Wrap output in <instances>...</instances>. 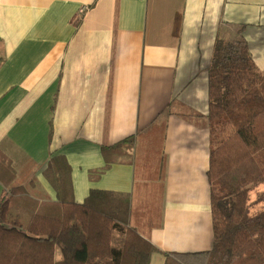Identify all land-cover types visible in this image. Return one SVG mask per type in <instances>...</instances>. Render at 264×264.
<instances>
[{"label": "crops", "instance_id": "0c3cea01", "mask_svg": "<svg viewBox=\"0 0 264 264\" xmlns=\"http://www.w3.org/2000/svg\"><path fill=\"white\" fill-rule=\"evenodd\" d=\"M221 25L245 27L264 72V0H0V150L15 184L35 179L55 200L43 171L63 155L76 202L92 190L130 195V225L159 250L150 264L210 250L208 69ZM160 123L155 157L138 165V142L146 150ZM135 134L134 164L90 181L101 147Z\"/></svg>", "mask_w": 264, "mask_h": 264}, {"label": "trees", "instance_id": "16d2710c", "mask_svg": "<svg viewBox=\"0 0 264 264\" xmlns=\"http://www.w3.org/2000/svg\"><path fill=\"white\" fill-rule=\"evenodd\" d=\"M244 28L219 27L208 69L212 247L166 253L164 264H264V72L252 59ZM157 130L164 124L148 137ZM138 136L101 147L104 166L89 171L88 179L98 180L112 164H134ZM43 176L53 201L35 179L16 185L12 162L0 150V264H114V224L123 226L117 264H150L159 250L130 225L128 193L92 190L76 202L63 155L49 158ZM156 219L149 228L159 225Z\"/></svg>", "mask_w": 264, "mask_h": 264}, {"label": "rangeland", "instance_id": "374dc122", "mask_svg": "<svg viewBox=\"0 0 264 264\" xmlns=\"http://www.w3.org/2000/svg\"><path fill=\"white\" fill-rule=\"evenodd\" d=\"M85 9H81L80 12H83ZM227 35V34H226ZM141 142H143V140L141 139L140 140ZM140 141L138 142V145H137V153H136V157H137V161L138 162V165H140V160L144 159L145 157L148 158L147 156V153L152 156V157H155L154 156V152L157 153V147L159 146V142H160V136H157L154 137V136H150L147 138L146 142H145V145H146V150H144L142 148V146H140ZM136 150V149H135ZM134 154H135V151H134ZM26 180L28 179H20L17 183L18 184H22V182H25ZM156 216V215H155ZM115 225V224H114ZM121 227L123 228V226L121 224H116L115 228L113 227V232H112V248H113V254H114V262H116V259L119 260V248H120V244H117L115 240L116 238V231L114 229H116L117 227ZM114 231H115V234H114ZM121 235V232H119V236ZM118 250V252H117ZM117 252V254H116ZM116 258V259H115Z\"/></svg>", "mask_w": 264, "mask_h": 264}]
</instances>
